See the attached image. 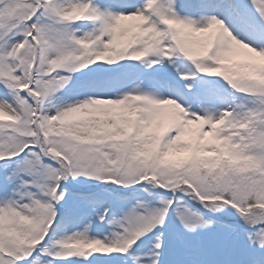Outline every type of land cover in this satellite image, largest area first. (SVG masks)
<instances>
[{"label": "snow or ice", "instance_id": "6c2138e0", "mask_svg": "<svg viewBox=\"0 0 264 264\" xmlns=\"http://www.w3.org/2000/svg\"><path fill=\"white\" fill-rule=\"evenodd\" d=\"M0 264H264V0H0Z\"/></svg>", "mask_w": 264, "mask_h": 264}]
</instances>
